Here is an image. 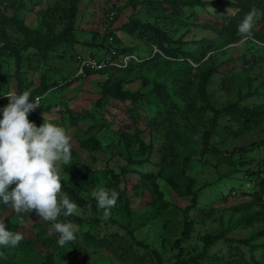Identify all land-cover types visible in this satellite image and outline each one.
<instances>
[{
	"label": "rangeland",
	"instance_id": "1",
	"mask_svg": "<svg viewBox=\"0 0 264 264\" xmlns=\"http://www.w3.org/2000/svg\"><path fill=\"white\" fill-rule=\"evenodd\" d=\"M142 1L79 0L76 20L77 29L95 34L97 39L92 42L96 46L103 45L105 37L117 31L116 43L120 47L133 48V52L142 57L152 52L156 55L138 69L83 78L78 76L75 56L77 53L87 56L91 53L89 48L76 46L69 49L66 45H59L46 52L44 59L33 49L22 53L23 59H28L23 69L25 90L33 93L40 89L42 76H46L45 83L52 85L32 97H41L39 107L43 109L36 116H31L29 122L37 127L44 122L63 126L71 136V151L78 152V144L73 138L75 130L86 131L90 125L86 119L93 121L94 128L90 130L103 147L93 163V170L98 172L95 177L108 182V173L114 172L119 178L115 190L118 189L122 195L111 209L106 224L96 230L107 239L114 233L120 235L118 242L111 241L103 248H95L93 242L81 236L85 232L93 233L95 229L82 225L75 241L58 247L56 255L63 254V257L55 264H175L177 261L180 264H244L239 259L232 263L236 257L233 252L245 254L241 244L229 243L225 239L240 240L264 229V216L254 215L260 210V205L254 204V210H246L244 206L251 197H241L239 194L250 191L252 187V183H245L246 178H252L248 174L249 169H263L261 176L264 178V145L259 144L264 139V114H261L264 113V49L258 51L257 47L263 48L264 43L254 37L245 43H240V39L231 42L227 35H218L222 19L233 16L238 10L226 8L219 12L216 0H203L205 5L184 9L177 15L152 9L146 11ZM55 6L52 0H0V14L17 17L22 25L21 31L6 26L7 39H0V100L3 108L8 104L5 96L15 90L12 47L21 49L25 43L29 34L22 31L24 28L37 31V37L58 33L64 24L56 20L60 17L58 13H51ZM158 15L161 18L166 15L165 20H155ZM169 16L176 18L166 19ZM132 21L154 25L167 38L182 43V49L189 56L162 58L156 44L150 46L137 34L128 35L125 32L123 26ZM135 28H139L140 32L143 29L137 23ZM256 31L264 36V22L255 25L253 35ZM206 42H214L217 50L199 59V49ZM242 56L247 59L254 57L250 58L253 62L245 63L241 60ZM203 63L205 66L202 65L201 70ZM216 66H219L217 73L212 74L205 94L201 90L203 72L205 70L208 74ZM105 78H112L109 79L111 83L105 82ZM109 86L118 94H129L138 100L123 102L111 94H105L103 91ZM157 89L166 100L165 108L176 110L180 107V111H186L182 116L177 115L176 124L167 125L168 128L161 123L160 115L166 113H160L162 103L157 97ZM187 104L189 111L185 109ZM232 106L250 111L253 109L255 114H241L242 118L237 123L227 122L224 118L229 127L227 133L215 132L208 139V148L214 147L224 158H228L226 162L224 159L218 161L214 155L203 152L205 136L212 131L214 122L222 117L223 111L220 110L225 111ZM66 109L77 112L81 117L76 128L68 125ZM184 136L187 138L183 139ZM169 142L176 150L169 147ZM170 151H176V159L171 167L166 166ZM80 154L84 157L83 153ZM188 154L192 155V171L187 174L196 178L191 192L196 195L197 205L184 213L192 196L188 194L186 180L178 169ZM198 157L199 160L207 159L209 164L199 162ZM87 162L90 163V159ZM216 166L219 169L215 170ZM142 175H152L153 179L146 181ZM169 177L175 180V184L168 182ZM94 188L91 187L90 195ZM158 203H162L164 208L161 209ZM148 206L158 209L159 215L144 216L143 211ZM12 211L10 207L4 211L0 215V223H4L5 217H9ZM22 214L25 216L22 221L19 215L20 218L13 221L21 225L22 235L27 239L32 224L36 223L34 220L46 221L34 217L33 212ZM80 217L105 218L100 209L95 213L84 210ZM65 219L68 218L58 217L60 222ZM113 221H118L119 225L130 221L136 224L135 242L130 245L125 230L118 228ZM48 224L51 227V222ZM184 226L188 227L189 232L186 239L183 238ZM8 228L6 225V230L15 232ZM214 235H219L223 240H218L205 252L206 237ZM44 238L53 240V243H49L51 247L34 244L27 254H19L28 257L26 261L21 259L11 264H46V252L49 251L46 249L57 247L59 234L47 231ZM136 241L143 242L148 249L141 248L135 244ZM125 242L130 245V251L137 252L138 258H121ZM56 255L55 259L58 258ZM262 255V249L254 251L257 261Z\"/></svg>",
	"mask_w": 264,
	"mask_h": 264
},
{
	"label": "trees",
	"instance_id": "2",
	"mask_svg": "<svg viewBox=\"0 0 264 264\" xmlns=\"http://www.w3.org/2000/svg\"><path fill=\"white\" fill-rule=\"evenodd\" d=\"M52 1L55 2L56 6L52 8L51 13L52 14L58 13L60 16L59 18L57 19L54 18V19H56L57 21L60 20L64 24L61 30L58 33L57 32L47 33L44 36L37 37L38 36L37 31H34V30L32 31L27 28H24L22 31L24 33L29 34V35H26L25 43L21 46V49H18L15 46L12 47L14 48L13 53L11 55H12V60H13V64L15 67V70H14L15 91L18 94L23 93L25 91V81H24V76H23V69H24V63L28 61V59L26 58V61H25V59H23L22 53L27 51L28 49L35 50L37 54L41 56L42 59H44V57L46 56L45 54L46 52L51 51V49L59 45H66L68 46L69 49H74V47L78 46L80 48H84V47L89 48L91 50V53L87 54V57L98 59L101 55L106 54V53L108 54L109 49L111 48V46H113L116 49L114 50L116 52L115 57L135 55L138 58V60H140V62H131L126 69H104V70H98V71L85 69L83 71V75H80L83 78H91L94 76L100 77L101 75L108 76V75H112L113 73L127 72L129 70L136 69V68L138 69L139 66L141 67L155 58L156 55H154L153 52L152 54L150 53L149 56L147 57H142L139 54L134 53L133 48L120 47L116 43L117 36L115 35V33H117V31H113L109 36L113 40L112 45H109L108 43L109 37H105L106 41L103 45L101 44L97 46L94 45L92 41L97 39L94 33H90L88 31L85 32L84 30H79L76 28L77 27L76 26L77 11H78L77 4L79 0H52ZM205 3L206 2L203 0H143L142 1V5L144 6V9L146 11H149L150 9H152L157 12L164 11L168 13L170 12L175 15L180 14L179 12H181L184 9H193L197 6H203L205 5ZM215 3L217 4V10L219 12L224 11L226 8H233V9L238 10L233 16H225L222 19L221 28H220L221 31L218 30L217 32L218 35H227L228 38L231 40V42H236L240 39V37L238 36V25L242 21L244 16L253 7L259 9L261 12H264V0H216ZM60 5H62V7L59 9ZM165 16H163L164 18H161L158 15L154 19L155 20L157 19V21H160V19L165 20ZM173 18H176V17L169 16L166 19L172 20ZM135 22L136 21L134 22L132 21L124 25L123 29L125 30V32L128 35L137 34L139 38L145 39L146 42L150 46L151 44H156L158 47V51L161 52V56H163L162 58L169 57V59H172V58H175V56L176 58H178L177 55L178 56L183 55L185 57L189 56V54L185 53V51L182 49L181 47L182 43L176 42V41H173L172 39L167 38L161 32V30L157 29V27H155L154 25L148 24L145 21L142 22L141 24L139 22H136L137 24L140 25L141 28H143L142 31L140 32V30H138L139 28H135V25H136ZM261 22H264V17H261L260 19H258L256 24L261 23ZM9 25L15 28H18L19 31H21L22 29L21 21H19L17 17L16 18L4 17L2 14H0V39L1 40L7 39L5 36V28L6 26H9ZM253 37L259 42L264 43V36L260 32L256 31ZM257 47H258V51L264 49V46L263 48L259 46ZM214 50H217V47L214 45V42L203 43L201 45V49H199V52H198L200 55L199 59L205 57V55L208 52L214 51ZM5 52L3 54H5ZM77 54L78 55L75 56L76 62H78L77 61L78 57L86 56V55H81L79 53ZM244 56H242L241 60H244L245 63L253 62L254 57H250V58H253L251 60L249 57H248L249 59H247ZM204 63L201 64V70L203 68L202 65H204ZM223 64L225 63H222V65ZM217 67L219 66L214 67L212 69V72L208 74L205 73V70L203 72V79L201 81V90L202 92H205V94H206V88L208 86V82L210 81L212 74L217 73ZM45 78L46 76H42L40 78L41 87L40 89H36L35 91H32L33 93H31L30 100L32 99L34 95L41 94L43 93L44 90H47L49 87L52 86V85L45 83L46 82ZM109 79H112V78H105V82H110ZM176 83L178 82L176 81ZM103 92L108 95L111 94L112 97L117 98L123 102L138 100L137 97H134L132 95L130 96L129 94H124V95L118 94L116 91H112L110 86L105 87ZM156 92H157V97L161 100V103H162V107L160 108L161 110L160 113H166V115L165 114L160 115V117L162 118L161 123L166 124L164 125V128H168L169 126L167 125L176 124L175 117L177 115L182 116L184 115L183 112H186V111H180L179 109L180 107L176 110L165 108L166 100L160 95L158 89ZM3 106L4 105L2 103V100H0V109H2ZM188 106H189L188 104L185 106L186 110H188ZM209 107L213 108L212 105H210ZM42 109L43 107H39L35 111L31 112L28 115V119L31 116H36V114L40 112V110ZM46 109L47 108H45V110ZM220 111H223L221 113L222 117L218 119V122L217 121L214 122V127L212 131L209 132L207 136H205L203 152H207L209 154L214 155L218 161H220L221 159H224L223 161L226 162L228 158L227 157L224 158L223 155L219 153L218 150H216V148L214 147L208 148V139L212 137L213 135H215V132L216 133L218 132L227 133L226 130L229 129L227 122L237 123L242 118L241 114H249V115L252 114V116H254L255 113L253 109L250 111L248 109H243L240 106H232L230 108L225 109V111L224 110H220ZM65 112L67 114L68 125L76 128L78 121L81 120V117H79L77 112L70 111L69 109H66ZM261 114H264V113H261ZM224 118H226L227 122L223 121ZM220 119L222 120V123H220L221 122ZM86 121L90 124L86 131H82L79 128L75 130L76 134L75 136H73V138L76 140V143L78 144L79 153L76 150L74 151L72 150V158L69 161V164H66L63 167V171L65 174L61 173V191L67 192L72 198V200H74L80 206V208L84 209L85 211H88L87 209H88V206L90 205L92 209L91 213H95L97 212L98 209L96 207L95 200L90 195L91 187L92 186H95V187L103 186L107 189H115L116 185L119 182V178H118V175H115V173L112 171L108 173V176L110 177V180L108 182H106L105 179L102 180L101 178L95 177V175L98 172L96 170H93V163L97 160V156L103 150V147L99 141V138L94 133H92L90 130L91 127L94 128L93 121H89L88 118L86 119ZM78 135H81V136H78ZM186 138H187L186 136L183 137V139H186ZM167 139L169 140V138ZM259 144L260 146L264 145V139L261 140ZM169 147L176 150L175 146L171 142H169ZM239 150L242 151L241 149ZM175 152L176 151L169 152L170 160L167 162L166 166H169V167L173 166L175 159H176ZM80 153H83L84 157H81L82 155ZM191 156L192 155L188 154L181 168L178 169L180 170L181 175L186 180V189H187V192H189L188 194L192 196L190 200L191 203L189 206L185 208L184 213L189 212L192 208H194L197 205L196 195H194L191 192L192 190L191 188L196 184V178L191 175L188 176V174L192 171V168L190 166V160L192 159ZM89 159L91 161L90 163L87 162L89 161ZM197 160L203 164H209L207 159L204 160L203 158H200L199 160V157H198ZM130 162H134V161L130 160ZM217 169L219 168L216 166L215 170ZM248 172H250L248 174L252 178H249V179L246 178L245 183L247 182L252 183L251 184L252 187L250 191L242 192V193L239 192V194L241 197L248 196V195L251 197V200L249 201V203L244 206L246 210L252 211L254 210V204L260 205V210L254 212V215L262 218L264 216V178L261 176L263 169H258V170L249 169ZM141 177L145 178L146 181L147 179H150V178L153 179L152 175H142ZM167 180L168 182L171 183V185L175 184V180L172 179V177L167 178ZM152 184L155 189L156 184L154 182ZM116 190L119 192L118 189ZM119 197H122L120 192H119ZM158 205H160L161 209L164 208L162 203L161 204L158 203ZM9 207L10 206H5L4 204L0 203V215L4 211H6ZM157 213H158V209H154L151 206H148L147 209L143 211V215L147 217L158 216L159 214ZM18 215L22 218H25V216H23L22 213L17 214L13 209V211L8 215L9 217H5L4 224L9 227L8 229H14L15 232H18L22 235L21 228H20L21 225H19L17 221L16 222L13 221V219L20 218L18 217ZM33 216L34 217L36 216L35 210H33ZM68 219L74 223H77L79 226L86 225V226H89V228L91 227L95 229L93 233L85 232L84 234L81 235L83 238H88L89 241L93 242L92 245L95 248H103L105 247L107 243L111 241L118 242L117 240L120 239V235H116V233L112 234L111 238L109 237L107 239L105 235L101 236L99 232L96 231L99 229L101 225L104 226L106 224L108 218L105 219V218L94 217L92 219L90 218L84 219L80 216L73 215L69 217ZM34 222L36 223H33L31 226L29 238L25 239L24 236L22 235V240L18 242V246L16 247L0 246V263L7 264L10 262L11 264L21 259L26 261L28 257L24 258V257H21L19 254H27L28 250L31 249L33 245L37 243L38 244L41 243L44 246L46 245L47 247L50 246L49 245L50 242L53 243V240L44 238L47 231L48 232L51 231L50 230L51 227L48 224L49 222H43L37 219L34 220ZM114 222L118 228H122L123 230H125L126 234L128 235V241H130L129 242L130 245H131V242H135L134 238L136 237V231L138 230L136 228L137 227L136 224H133L130 221L127 224L119 225L118 221H113V223ZM183 234H184L183 238L185 239L186 237L189 236L187 226H184ZM259 239L264 240V229L259 230L253 236L245 237L240 240L226 238L225 239L226 242L241 244L245 252V254H243L240 252H233L231 250L234 256H236L234 257V259H232V263L237 262V260L239 259L244 264H264L263 263L264 262V241H258ZM218 240L221 241L223 240V238L220 237L219 235L206 237L205 252L207 251L208 247L213 246L214 243H216ZM123 244H124V248L121 251V258H123L124 260L126 259L129 260L134 257L135 258L139 257L137 252L130 251L129 249L130 245L128 243L125 242ZM135 244H137L141 248L148 249V246L141 241H138V242L136 241ZM56 246L57 247H55L54 249H46V250H49L48 252H46L47 254L46 264H55L57 261L62 259L63 254L56 255V251L59 245L57 244ZM257 249L263 250V255L261 256L259 261H257L254 256V251ZM55 255L58 257L57 259H55ZM178 256L179 254L177 255V258ZM210 260L216 261V259H212V258H210ZM180 263H181L180 261H177L175 264H180Z\"/></svg>",
	"mask_w": 264,
	"mask_h": 264
},
{
	"label": "clouds",
	"instance_id": "3",
	"mask_svg": "<svg viewBox=\"0 0 264 264\" xmlns=\"http://www.w3.org/2000/svg\"><path fill=\"white\" fill-rule=\"evenodd\" d=\"M261 17L264 12L255 7L244 16L238 25L240 43L253 38V28ZM30 96L31 90L20 94L10 91L5 96L7 106L0 109V203L17 214L35 210L36 216L51 222L50 230L59 234L57 243L63 247L75 241L80 226L69 219L60 222L58 217L81 216L84 212L67 192L61 191V173L65 174L63 167L72 158L71 136L58 124L44 122L37 127L30 123L28 115L39 108V98L30 100ZM91 197L107 218L119 192L97 186ZM87 210L91 213L90 205ZM21 240L20 233L6 230L0 223V246L16 247Z\"/></svg>",
	"mask_w": 264,
	"mask_h": 264
},
{
	"label": "built area",
	"instance_id": "4",
	"mask_svg": "<svg viewBox=\"0 0 264 264\" xmlns=\"http://www.w3.org/2000/svg\"><path fill=\"white\" fill-rule=\"evenodd\" d=\"M109 45L113 44L111 37L108 38ZM116 50L113 46L109 49V53L101 55L98 59L81 56L77 58L78 76L83 75L85 69L88 70H104V69H126L131 62H140L135 55H127L124 57H115ZM38 97V96H37ZM37 97H34L37 98ZM39 98V104L41 97ZM33 99V100H34Z\"/></svg>",
	"mask_w": 264,
	"mask_h": 264
}]
</instances>
